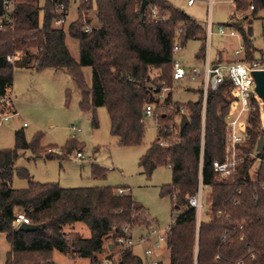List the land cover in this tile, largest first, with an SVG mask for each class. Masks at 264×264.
<instances>
[{
    "label": "trees",
    "instance_id": "trees-1",
    "mask_svg": "<svg viewBox=\"0 0 264 264\" xmlns=\"http://www.w3.org/2000/svg\"><path fill=\"white\" fill-rule=\"evenodd\" d=\"M144 1L148 5L142 12ZM233 4L229 27L242 38L240 60L258 63L264 69V53L257 58L251 39L252 23L264 9V0H234ZM151 7L168 19L154 22L149 16ZM81 10L88 13L86 23L79 15L68 31L79 41L77 62L67 47V34L55 27L60 16L52 3L17 0L13 22L7 23L0 0V23L4 26L0 28V99L13 88L16 69L62 70L79 85L80 109L92 115L93 127H98L96 109L106 108L111 134L120 146H141L146 107H157L162 90L175 82L173 48L178 45L182 49L190 41L206 42L207 31L167 0H88ZM236 12L243 13L242 17H236ZM237 22L248 26H238ZM86 24L92 25V32H85ZM205 51L203 46L196 56L201 62L206 59ZM8 57L14 60L8 61ZM85 67L92 71L91 87L85 82ZM153 70L160 72L156 78L151 76ZM197 93V101L183 105L174 103L172 93L167 94L163 107H157L162 114L157 122L158 139L141 160L148 177L162 167L171 170V183L162 187L161 195L171 196L173 210L181 213L171 223L165 243L168 264H264V152H256L264 134L262 107L252 100L254 109L246 116L245 142L238 146L240 165L233 176L223 178L213 164L226 157L227 120L237 101L234 85L226 78L216 89L209 88L205 104L203 87ZM182 115L189 119L183 131L176 122ZM43 138L38 133L28 142L24 131H18L15 147L0 150V234L11 245L5 264H55L56 252L70 259H89L92 264L101 260L144 264L133 248L124 246L129 238L124 233L127 226L135 229L151 224L130 188L66 189L55 183L35 182L26 170L18 174L27 181V188L12 187L23 153L30 151L36 159H66L84 148L73 140L62 149L63 154L44 155ZM162 141L166 143L161 145ZM91 172L94 180H105L108 175L106 168L96 164ZM200 185L209 194L199 220L189 199ZM120 190L127 192L120 194ZM18 211H24L30 224L41 230L23 232L16 228L14 215ZM76 223L88 227L90 236L85 238L72 230Z\"/></svg>",
    "mask_w": 264,
    "mask_h": 264
},
{
    "label": "rangeland",
    "instance_id": "rangeland-1",
    "mask_svg": "<svg viewBox=\"0 0 264 264\" xmlns=\"http://www.w3.org/2000/svg\"><path fill=\"white\" fill-rule=\"evenodd\" d=\"M173 7L184 11L194 18L207 31L206 42L190 41L174 57L182 65L188 68L198 66L202 68L204 62L199 61L196 56L206 47V58L210 62L221 59L222 61L233 62L236 49L243 48L240 34L229 27L231 16L235 12L233 0H197L192 7L187 6L188 0H167ZM212 2V3H211ZM78 5L73 4L69 10L66 23L60 27L66 34V44L75 61H80L79 41L68 35L70 26L78 19ZM243 13L236 12L235 16L242 17ZM249 15V14H248ZM250 16V15H249ZM211 24V34L209 25ZM238 26H248L247 23L237 22ZM252 41L260 53H264V9L258 12L252 23ZM220 29L227 35L221 36ZM244 53V50H243ZM242 58V56H241ZM159 71H151L152 78L159 75ZM83 75L86 84L92 85L91 68H83ZM199 81V80H198ZM198 81L173 82L171 92L162 91L165 98L172 93L174 103L181 105L195 102L199 98L197 90ZM13 102L8 110L11 116L9 122L0 127V150L13 149L16 144L15 134L24 131L28 142H33L38 133L44 138L41 142L44 147V155H61L62 149L66 148L70 141L75 140L83 145L82 154L84 159L76 157L74 151L66 159H45L34 158L32 152L23 153L16 164V171L13 177L12 187L16 190L25 189L27 181L19 177V172L26 170L31 179L35 182L46 184H59L62 188H89V187H114L119 189L130 188L135 201L147 212L149 221L158 229L168 230L173 221V216H178L181 211L173 210L171 196H162L161 189L171 183V170L168 167L157 169L152 176L145 174L141 164L143 156L151 145L158 139L157 122L161 118V109L164 98H159L160 103L154 105V116L146 117L145 137L141 146L122 147L119 140L111 134V121L106 108L96 109L98 127H93V119L90 113H84L80 109L81 91L77 82L71 79L62 70H44L41 72L16 69L14 71V85L10 90ZM257 102L261 105L264 121V106L262 100L256 96ZM166 111V109L164 108ZM5 111L4 113H6ZM17 112V114H14ZM239 106L237 102L232 105L230 119L237 117ZM246 118L239 124V133L246 131ZM180 123V117H176ZM264 127V126H263ZM100 165L108 170L105 180H94L92 178V165ZM125 191L124 193H126ZM204 200L209 194L203 189ZM200 217L198 218L200 220ZM74 231L81 233L85 238L90 236L88 227L81 223L72 226ZM148 235L147 227L137 226L134 230L135 240ZM11 250V245L4 234H0V264H5L6 256ZM133 251L136 255L142 256L143 248L137 244ZM104 258L105 255L100 256ZM162 264L169 263V252L164 248L159 254ZM55 264H92L89 259H70L58 252L54 254Z\"/></svg>",
    "mask_w": 264,
    "mask_h": 264
},
{
    "label": "built area",
    "instance_id": "built-area-1",
    "mask_svg": "<svg viewBox=\"0 0 264 264\" xmlns=\"http://www.w3.org/2000/svg\"><path fill=\"white\" fill-rule=\"evenodd\" d=\"M52 3L60 16L56 22L55 27L60 29L67 21V16L69 10L73 4L78 5V15H81L86 23V18L88 13L81 10L82 6L88 3V0H47ZM197 0H188L187 6L191 7L196 3ZM204 1V0H202ZM234 1V0H233ZM212 3V2H211ZM17 0H2V12L4 14L5 20L7 23L13 22V17L16 9ZM254 9L253 6L250 8ZM149 16L154 22H165L168 19V16L162 15L161 12L156 7H151ZM0 28L3 30L4 26L0 23ZM211 24L209 25V31L211 34ZM92 25L86 24L85 32H92ZM220 35L225 36L227 33L220 29ZM181 50V48L176 45L173 48V54L175 55ZM243 54V48L235 51L236 60L231 63H219L211 65L208 60H206L205 65L200 68L198 66L191 67L186 69L180 62L174 59V73L173 79L175 82H193L199 79H202V87L204 90V104L207 100L208 89H216L220 84L224 82L226 78H229L235 90V96L237 98V104L239 106V113L236 118L227 120V147H226V157L225 160L215 161L213 164L214 171L218 173L223 178H229L233 176L239 165V148L238 146L242 145L245 142V132L244 134L239 133V124L243 118H246L247 114L254 109L252 100L256 99L255 94V81L251 76L252 71L262 70L258 66V63L247 64L240 60ZM13 57H8V61L12 62ZM216 66V68H214ZM170 91V88H164L162 91ZM159 98H164L163 94L159 95ZM166 98V97H165ZM164 98V99H165ZM13 102V99L10 94L7 97L0 99V109L3 107H9ZM147 117L154 116V106L148 105L145 109ZM9 113H0V127L5 123L9 122L11 116H8ZM14 114H17L15 112ZM181 121V117H180ZM246 122V120H245ZM166 142L162 141L161 145H164ZM76 157L83 160L84 155L82 152H77ZM126 190H120V194H123ZM204 203V194L202 185H200L198 193L195 196H192L189 199V204L192 208L196 209L198 213V218ZM175 216H173L174 220ZM173 222V221H172ZM22 224H30L29 219L26 216L24 211H18L14 215V225L16 228H19ZM134 228L127 226L124 229V233L129 236L127 240L124 241V246L127 248H134L139 244L143 248V260L144 264H159L156 260V255L159 248L164 245L169 237L170 226L168 230H161L158 228H152L148 231L147 236H142L135 240ZM232 242V240H230ZM94 264H110L106 260H101L98 263Z\"/></svg>",
    "mask_w": 264,
    "mask_h": 264
},
{
    "label": "water",
    "instance_id": "water-1",
    "mask_svg": "<svg viewBox=\"0 0 264 264\" xmlns=\"http://www.w3.org/2000/svg\"><path fill=\"white\" fill-rule=\"evenodd\" d=\"M147 5H148V1H144L141 7L142 12L145 10ZM214 68H216V66H214ZM251 76L255 81V94L262 100L264 106V69L252 71ZM188 123H189L188 117L186 115H182L180 121L181 131L184 130V128L188 125ZM263 133H264V127H263ZM256 152L257 153L264 152V134L262 137H260L257 143ZM19 230L23 232H35L41 230V227L38 225L22 224L19 227Z\"/></svg>",
    "mask_w": 264,
    "mask_h": 264
},
{
    "label": "crops",
    "instance_id": "crops-1",
    "mask_svg": "<svg viewBox=\"0 0 264 264\" xmlns=\"http://www.w3.org/2000/svg\"><path fill=\"white\" fill-rule=\"evenodd\" d=\"M194 5H195V4H194ZM194 5H193V6H194ZM188 7H189V6H188ZM191 7H192V6H191ZM240 48H242V47H240ZM237 50H240V49H236L235 51H237ZM242 56H243V54H242ZM233 58H234V61H235V60H236L235 52H234V56H233ZM206 60H208L209 63H210L211 65H215V64H219V63H227L226 61H224V60L222 61L221 59L216 60L215 62H212V63H211L210 60H209V58H206L205 61H204V65H205ZM234 61H233V62H234ZM228 63H231V62H228ZM183 66H184L186 69H189L187 66H185V65H183ZM197 81H198V80H197ZM198 83H199V86L202 87V79H199ZM8 108H10V106L7 107V108H5V109H4V112L7 111L6 113H8ZM9 111H12V110H9ZM14 113H15V112H14ZM152 228H157V227H156V225H153V224L151 223L150 226L147 227V230L149 231V230L152 229ZM141 237H142V235H141ZM164 248H166L165 244L162 245V246L159 248L158 253H157V255H156V260H157L159 263L162 262V260L158 259V258H159V254L161 255V251H162ZM141 257L143 258V254H142ZM59 264H63V263H59Z\"/></svg>",
    "mask_w": 264,
    "mask_h": 264
}]
</instances>
